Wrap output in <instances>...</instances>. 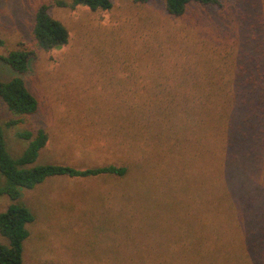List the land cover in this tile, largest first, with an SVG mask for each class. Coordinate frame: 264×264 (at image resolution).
<instances>
[{
	"label": "rangeland",
	"instance_id": "374dc122",
	"mask_svg": "<svg viewBox=\"0 0 264 264\" xmlns=\"http://www.w3.org/2000/svg\"><path fill=\"white\" fill-rule=\"evenodd\" d=\"M111 2L0 0V57L31 52L22 76L39 102L7 127L0 99L10 151L26 146L17 129L42 126L49 138L34 164L129 168L23 188L35 214L25 264H251L239 216L264 213V0L193 1L179 16L165 0ZM43 4L68 29L60 47L33 38ZM13 75L0 59V79ZM165 90L191 91L190 112L179 102L144 118L139 108ZM12 202L0 196V211Z\"/></svg>",
	"mask_w": 264,
	"mask_h": 264
},
{
	"label": "trees",
	"instance_id": "16d2710c",
	"mask_svg": "<svg viewBox=\"0 0 264 264\" xmlns=\"http://www.w3.org/2000/svg\"><path fill=\"white\" fill-rule=\"evenodd\" d=\"M53 1L60 6L73 8L77 5H85L92 9H109L112 6L111 0ZM193 1L202 4L217 2V0H165V7L169 14L179 16L186 12L187 7ZM32 35L37 44L44 49L60 47L66 44L69 39L67 27L52 15L50 4H43L37 9L32 26ZM2 43L3 41L0 39V44ZM30 58L31 52L25 48L13 49L7 55L0 57L10 71L14 72L11 78L0 79V99L6 103L13 114V118L5 124L7 127H15L19 123H23L27 116L32 115L38 109V99L28 88L22 76V73L28 70ZM151 95L148 105L139 108L140 112L141 110L144 112V118L147 117L150 120L164 119V116L168 115L166 113L179 102L186 112H190L192 109L191 91L179 92V94L167 90L154 91ZM16 136L26 142L25 148L19 155H14L10 151L4 126L0 121V196L7 195L14 200L5 210L0 211V235L5 239H0V264H25L23 260L24 242L30 235L28 225L35 220V214L20 200L23 188H33L53 176L64 175L76 178L101 174L123 176L129 169L124 164L85 168L62 163L34 164L38 159L40 150L48 141L47 130L42 126L36 131L17 129ZM261 208L263 207L253 209V213L249 215L240 214L239 216L242 242L251 264H264V213ZM216 264H226V261L218 257Z\"/></svg>",
	"mask_w": 264,
	"mask_h": 264
}]
</instances>
